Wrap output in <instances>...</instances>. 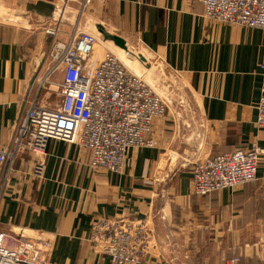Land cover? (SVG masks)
Here are the masks:
<instances>
[{"label":"crops","instance_id":"1","mask_svg":"<svg viewBox=\"0 0 264 264\" xmlns=\"http://www.w3.org/2000/svg\"><path fill=\"white\" fill-rule=\"evenodd\" d=\"M0 0V141L8 146L53 39L46 27L65 6L63 41L79 24L102 38L138 44L193 94L184 120L156 123L153 148L130 150L125 171L90 168V152L50 140L40 175L25 154L0 182V231L43 232L49 264H112L91 241L100 220L147 221L154 233L140 264H264V157L255 182L208 196L194 193L199 159L264 150L256 126L264 95V31L210 21L198 0ZM15 17L16 20H13ZM99 58L104 51L98 45ZM38 104L57 97L41 92ZM182 121V122H180Z\"/></svg>","mask_w":264,"mask_h":264},{"label":"built area","instance_id":"2","mask_svg":"<svg viewBox=\"0 0 264 264\" xmlns=\"http://www.w3.org/2000/svg\"><path fill=\"white\" fill-rule=\"evenodd\" d=\"M198 1L210 21L264 31V0ZM88 2L83 1L79 17ZM65 10L58 6L45 30L53 41L35 75L36 99L26 103L11 143L4 146L0 141L2 184L9 182L17 162L27 153L36 158L35 170L40 175L50 140L90 152L92 170L121 174L130 150L155 146L156 123L167 114L161 97L106 44L99 58L96 35L79 29L77 23L68 40L61 39ZM43 91L58 98L55 104H38ZM257 111L256 126L264 130V95ZM263 157L264 150L255 145L199 159L192 173L194 193L206 196L255 182ZM153 240L147 221L138 219L100 220L91 236L95 250L108 256L112 264H140ZM52 249V241L43 232L0 231V264H49Z\"/></svg>","mask_w":264,"mask_h":264},{"label":"rangeland","instance_id":"3","mask_svg":"<svg viewBox=\"0 0 264 264\" xmlns=\"http://www.w3.org/2000/svg\"><path fill=\"white\" fill-rule=\"evenodd\" d=\"M105 44L120 58L123 64L125 63L123 59L126 61L127 65H124L128 70L139 76L150 86L153 92L161 97L168 108L163 119L167 118L169 113L172 114L171 117L175 120H184L185 116L190 114L194 96L189 92L183 82L184 79L180 75L170 72L160 60L149 54L138 44H129V52L123 51L124 53L120 52L119 48L108 42L104 37L100 39L97 46L99 45L102 51L105 52ZM140 55L145 57L146 62L140 60ZM232 261H235V264L238 263V260H231L227 264Z\"/></svg>","mask_w":264,"mask_h":264},{"label":"water","instance_id":"4","mask_svg":"<svg viewBox=\"0 0 264 264\" xmlns=\"http://www.w3.org/2000/svg\"><path fill=\"white\" fill-rule=\"evenodd\" d=\"M13 20H16L15 17L13 18ZM98 29L101 36L108 40V42L113 43L117 48L123 50L124 52H129V44L124 39L120 38L119 36L108 35L100 27ZM139 58L141 61L146 62V59L143 55H140Z\"/></svg>","mask_w":264,"mask_h":264},{"label":"bare ground","instance_id":"5","mask_svg":"<svg viewBox=\"0 0 264 264\" xmlns=\"http://www.w3.org/2000/svg\"><path fill=\"white\" fill-rule=\"evenodd\" d=\"M120 52L124 53L123 50H121ZM121 59H122V58H121ZM123 61L125 62L124 64L127 65V64H126V61H125L124 59H123Z\"/></svg>","mask_w":264,"mask_h":264},{"label":"trees","instance_id":"6","mask_svg":"<svg viewBox=\"0 0 264 264\" xmlns=\"http://www.w3.org/2000/svg\"><path fill=\"white\" fill-rule=\"evenodd\" d=\"M211 195V194H210ZM197 196H199V195H197ZM206 196H208V195H206ZM201 197H203V196H201Z\"/></svg>","mask_w":264,"mask_h":264}]
</instances>
